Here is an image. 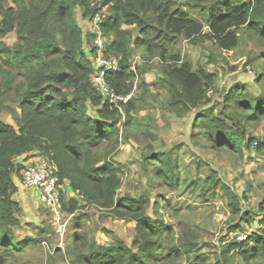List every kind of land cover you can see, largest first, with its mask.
Segmentation results:
<instances>
[{
    "label": "trees",
    "instance_id": "1",
    "mask_svg": "<svg viewBox=\"0 0 264 264\" xmlns=\"http://www.w3.org/2000/svg\"><path fill=\"white\" fill-rule=\"evenodd\" d=\"M88 1L0 0V36L11 31L16 35L11 46L0 40V112L7 111L15 121L14 126L0 118V264L19 260L28 246L45 241L42 238L45 228L35 227L36 237L18 240L16 236L22 223L13 199L16 191L13 178L23 167L16 158L31 151H38L41 157L52 161L60 182L67 181L78 196L63 198L64 213L74 214L94 205L111 218L135 222L132 242L135 251L118 237L111 246H105L90 242L80 232L75 235V245H66L74 253L72 264H177L182 258L187 264H234V256L244 263L264 264V216L259 231L246 234L244 240L238 241L234 235L230 240L226 237L213 244L211 259L200 251V237L193 229L180 226V234L175 236L173 226L156 225L147 215L148 196H117L121 166H116L113 154L117 150L122 118L119 109L104 100L91 81L96 69L94 49L85 37L94 38V33L88 26L89 32L84 34L71 6L74 2L85 11L83 15L94 16L98 12L88 9ZM108 4L113 16L103 17L99 26L104 37L113 34L107 53L121 58L119 68L107 73L105 82L119 95L130 93L132 32L124 26L134 25L140 35L134 46L155 53L165 62L158 84L168 89L170 106L178 115L196 107L216 78L201 66L193 70L179 51L173 50L178 38L191 43L207 40L218 50L228 52L238 45L241 27L264 37V0H103L101 3ZM197 9L202 13L201 18L191 12ZM168 60L173 63L168 64ZM256 77L257 81L263 80L264 72ZM229 101H233V106L221 112L224 117L210 116L205 122L209 114H201L192 125L201 119L203 122L199 124L204 125L207 138L217 146L236 150L245 138L241 129L264 120V94L254 97L242 87H236L225 97L224 107L231 105ZM135 103L136 97L119 102L125 112L123 127L131 125V112L137 111ZM244 147L251 149V142ZM263 151L264 140L256 149L257 153ZM144 159L154 164L153 175L160 187L185 186L193 191L200 185L199 195L205 196L219 186V179L212 174H207L200 183L181 179L177 162L168 153L151 151L145 153ZM220 187L228 195L231 213H240L238 194L223 183ZM180 205L166 198L162 208L175 216ZM185 208L191 206L186 204ZM243 218H239L240 223ZM79 223L80 218H75L72 230L76 231ZM240 223L231 226L229 232H236ZM59 250L57 247L54 252Z\"/></svg>",
    "mask_w": 264,
    "mask_h": 264
},
{
    "label": "rangeland",
    "instance_id": "2",
    "mask_svg": "<svg viewBox=\"0 0 264 264\" xmlns=\"http://www.w3.org/2000/svg\"><path fill=\"white\" fill-rule=\"evenodd\" d=\"M102 1L89 0L88 9L97 11L101 18L112 17L110 5H101ZM71 6L75 21L84 34H88V19L92 18L90 17L92 14L83 15L85 11L74 2ZM191 12H195L199 18L202 16L198 9ZM124 27L132 32L130 36L132 51L128 71L131 73L130 97H136L137 111L131 112L133 118L131 125L124 127L125 112L122 109V114L120 113L122 120L119 123V142L113 154L116 166H121L119 171L121 184L117 196L119 198L127 195L133 198L140 195L148 196L150 204L147 206V215L156 221V225L162 223L173 226L175 236L180 234V226L188 230L193 229L200 237L198 241L200 251L207 253L213 259L215 250L213 244H219L226 237L230 240L234 235H237L238 241L244 240L246 234L249 236L252 231L260 227V220L264 216V151L257 153L256 149L264 140V120L257 125L247 124L241 129L245 138L236 150L214 144L205 135L204 125L199 123L207 122L210 116L224 117L221 112L228 111L233 106V101H229L231 105L224 107L225 97H228L229 92L234 91L236 87H242L254 97L263 96L264 79L257 81L256 75L261 71L264 72V37L257 36L246 27H241L238 45L228 52L218 50L207 40L191 43L178 38L173 50L179 51L181 58L188 61L193 70L201 66L216 76L202 101L189 112L178 115L170 106L168 89L158 84L163 77L162 66L165 62L155 53H147L143 47L134 46L135 40L140 37L136 26ZM203 30H206L205 26ZM105 39L111 43L113 34H106ZM0 40L11 46L16 41L15 32L11 31L0 36ZM88 40L93 43L94 38L91 35L86 36L85 41ZM117 58L120 61L121 55ZM171 63L173 61L168 60V64ZM89 113L93 114L91 110ZM201 114H209V116L192 125ZM0 118L15 126L14 119L7 111H1ZM249 141L251 149H246L244 146ZM254 142H257V145ZM151 151H162L171 155L177 162L180 178L186 182L195 179L200 183L207 174H212L219 179V186L211 189L205 196L199 195L200 185L193 191L185 186L179 189L158 186L153 175L154 164L144 159L145 153ZM222 183L238 194L240 213H231L228 195L220 187ZM62 191L65 200L70 198L66 193L70 191L69 186L63 185ZM166 198L172 204L181 203L180 207L176 206L177 215L172 216L162 208ZM186 204L191 208L186 209ZM39 211L41 218L35 221L36 224L27 225L31 230V234L28 235L34 237L35 227L45 228L42 235L45 241L41 240L35 245L28 246L19 260H11L9 264H72L74 253L71 249H67L66 245H75L77 243L75 235L80 232L90 242L105 246H111L115 241L114 238L118 237L127 247L136 250L132 246L135 222L111 218L105 210L91 205L70 214L68 220L64 216L68 225L62 238V246L55 253L54 249L57 248L59 238L54 232L51 215L44 207L39 208ZM75 218H80L76 231L72 230ZM239 218H243L241 223ZM238 223L241 227L236 232H229V228ZM203 242H207L208 245ZM233 262L249 264L242 262L236 256ZM177 264H187V262L182 258Z\"/></svg>",
    "mask_w": 264,
    "mask_h": 264
},
{
    "label": "built area",
    "instance_id": "3",
    "mask_svg": "<svg viewBox=\"0 0 264 264\" xmlns=\"http://www.w3.org/2000/svg\"><path fill=\"white\" fill-rule=\"evenodd\" d=\"M102 18L99 13H96L89 22V27L94 33L93 62L96 68L91 81L103 99L118 108L122 114L119 102L125 103L131 94L119 95L105 82V75L119 68V60L106 51V47L110 42L106 41L103 32L100 30L99 23ZM254 144L257 145V142H254ZM19 175L20 181L24 186L35 188L39 193L42 206L51 215L54 232L59 238L57 247L62 246V238L67 229V220L70 215H66L62 210L63 183L60 182L57 166L48 158L42 157L37 161L24 165ZM64 216H66L67 220Z\"/></svg>",
    "mask_w": 264,
    "mask_h": 264
},
{
    "label": "crops",
    "instance_id": "4",
    "mask_svg": "<svg viewBox=\"0 0 264 264\" xmlns=\"http://www.w3.org/2000/svg\"><path fill=\"white\" fill-rule=\"evenodd\" d=\"M40 158L42 157L38 151H31L26 154L18 156L16 158V162L24 166L34 161H37ZM13 181H14V184L16 185V191L13 194V199L17 203L18 210H19L18 216L22 223V227L16 231V236L18 240H21L25 236H30L28 234H31V230L27 226V224H30V223L36 224L35 221H38L41 218L39 208L41 207L43 208V206H42L41 200L39 198V193L37 192V190L32 187L24 186L20 181V175L14 176ZM63 185L69 186L70 188L71 192L70 191L66 192L68 197L78 198V196L75 195V193L72 191V188L70 187L67 181H64ZM70 198H67V199H70ZM34 237H36L35 234H34Z\"/></svg>",
    "mask_w": 264,
    "mask_h": 264
}]
</instances>
